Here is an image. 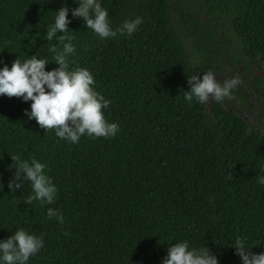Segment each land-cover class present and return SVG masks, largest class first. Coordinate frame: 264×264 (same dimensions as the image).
I'll use <instances>...</instances> for the list:
<instances>
[{"label":"trees","instance_id":"trees-1","mask_svg":"<svg viewBox=\"0 0 264 264\" xmlns=\"http://www.w3.org/2000/svg\"><path fill=\"white\" fill-rule=\"evenodd\" d=\"M98 2L113 30L142 23L130 36L101 38L72 17L80 0H0V68L32 55L49 61L46 71L57 68L49 51L57 40L46 32L67 7L69 70L93 74L94 90L111 101L105 119L119 126L114 137L73 144L25 115L31 101L0 96V242L21 228L43 234L27 264H162L182 241L207 247L218 264H241L237 237L264 252V135L234 111L264 92L256 73L264 74V0ZM231 69L249 82L233 100H185L188 78ZM13 155L47 165L51 205L25 204L27 181L9 192ZM49 207L63 224L48 218Z\"/></svg>","mask_w":264,"mask_h":264},{"label":"clouds","instance_id":"clouds-1","mask_svg":"<svg viewBox=\"0 0 264 264\" xmlns=\"http://www.w3.org/2000/svg\"><path fill=\"white\" fill-rule=\"evenodd\" d=\"M68 13L67 7H60L56 11L54 24L46 32L48 41L54 37L57 40V44L50 47L49 51L54 53L53 59L58 67L46 71L49 61L35 55L23 62L16 58L10 68L6 64L0 68V96L31 101L30 111L25 110V115L34 119L40 128L55 130L58 138L73 144L78 143L84 135L91 138L114 137L119 126L109 123L102 111L111 101L94 90L93 74L86 68L69 70L68 57L75 52V47L71 43L74 37L67 34L70 30ZM71 15L82 19L84 25L101 38L116 37L118 33L130 36L142 23V19L137 17L113 30L108 11L101 7L98 0H80L78 7L71 10ZM187 83L189 90L184 92L185 100L190 104L194 99L205 104L213 99L219 103L230 97L240 80L233 77L220 83L215 74L209 71L202 77L191 76ZM11 160L15 164V172L7 185L9 192L21 189L27 181L31 184L33 194L24 203L30 205L33 201H39L42 205H51L56 199L57 188L45 173L47 165L34 156L28 161L13 155ZM258 182L264 185V176L259 177ZM47 216L64 223V217L57 209L49 207ZM245 239L237 237L233 246L241 264H264V252L253 253L246 248ZM43 246V234L35 236L21 228L0 242V259L4 264H27L30 257ZM162 264H218V258L207 247L190 249L188 242L182 241L168 247Z\"/></svg>","mask_w":264,"mask_h":264},{"label":"rangeland","instance_id":"rangeland-1","mask_svg":"<svg viewBox=\"0 0 264 264\" xmlns=\"http://www.w3.org/2000/svg\"><path fill=\"white\" fill-rule=\"evenodd\" d=\"M233 77L236 76L233 74V71L231 69L227 70L225 73L218 75L216 78L218 81L224 82ZM238 79L240 80V82L244 81V86L249 83L247 77H241ZM233 98V95L227 97V99L230 100H233ZM237 102L236 105H238ZM234 111L238 113L243 119H246L251 124L257 126L264 135V92H261V96L259 98H257L255 95H251L247 105H243V107H236Z\"/></svg>","mask_w":264,"mask_h":264},{"label":"water","instance_id":"water-1","mask_svg":"<svg viewBox=\"0 0 264 264\" xmlns=\"http://www.w3.org/2000/svg\"><path fill=\"white\" fill-rule=\"evenodd\" d=\"M202 18L205 19V16L202 15ZM256 73H257L259 76H262V77L264 78V74H261V73H259V72H257V71H256Z\"/></svg>","mask_w":264,"mask_h":264}]
</instances>
